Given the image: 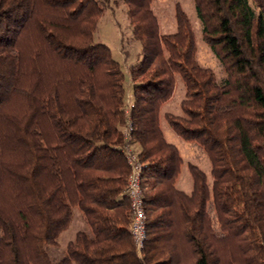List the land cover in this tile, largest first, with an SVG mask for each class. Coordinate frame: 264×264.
Returning <instances> with one entry per match:
<instances>
[{
	"label": "trees",
	"instance_id": "obj_1",
	"mask_svg": "<svg viewBox=\"0 0 264 264\" xmlns=\"http://www.w3.org/2000/svg\"><path fill=\"white\" fill-rule=\"evenodd\" d=\"M253 1L194 0L218 83L179 4L176 32L161 35L153 0H123L141 45L127 79L95 40L99 0H0V264H264V0ZM178 75L184 116L165 118L213 177L210 188L189 165L190 195L159 118ZM128 143L144 165L140 253ZM77 208L86 228L51 257Z\"/></svg>",
	"mask_w": 264,
	"mask_h": 264
},
{
	"label": "rangeland",
	"instance_id": "obj_2",
	"mask_svg": "<svg viewBox=\"0 0 264 264\" xmlns=\"http://www.w3.org/2000/svg\"><path fill=\"white\" fill-rule=\"evenodd\" d=\"M104 6V16L98 23L95 32V40L106 45L113 53L114 59L122 66L123 72L128 79V69L139 62L141 45L133 35V27L128 18L127 6L123 0H99ZM254 8V1L248 0ZM179 4L184 9L189 21L192 24L196 40V61L202 68L210 69L216 76L217 82H222L226 77L225 70L213 54L212 50L203 41L202 24L199 21L196 9H194V0H153L151 10L156 16L160 27V33L174 34L177 30L175 20V6ZM176 77L175 93L172 101L167 106L164 113L161 114L160 126L165 134L166 126H169L165 119L167 114L175 117H183L182 102L185 100L186 91L182 77ZM130 83H127V93H130ZM164 121V122H163ZM171 128V127H170ZM175 133V132H174ZM179 139H182L179 137ZM183 140V139H182ZM184 141V140H183ZM180 151L184 158V169L188 173L189 165L198 166L207 176V183L212 187L213 177L211 175V163L207 157L199 155L197 157L187 144L180 145ZM73 219L67 230L58 238V248H51V257H59L66 251L68 243L74 241L80 231H84L86 224L81 211L77 208L73 211Z\"/></svg>",
	"mask_w": 264,
	"mask_h": 264
},
{
	"label": "built area",
	"instance_id": "obj_3",
	"mask_svg": "<svg viewBox=\"0 0 264 264\" xmlns=\"http://www.w3.org/2000/svg\"><path fill=\"white\" fill-rule=\"evenodd\" d=\"M130 99H132L131 95H129ZM130 127L131 125L129 124L128 129L124 133L126 140L131 139ZM124 154L126 161L130 165V177L125 192L126 198L130 201L131 220L129 228L137 251L140 253L145 245L147 236V215L144 210L145 200L141 187L144 165L138 159L136 149L129 143L125 146Z\"/></svg>",
	"mask_w": 264,
	"mask_h": 264
},
{
	"label": "crops",
	"instance_id": "obj_4",
	"mask_svg": "<svg viewBox=\"0 0 264 264\" xmlns=\"http://www.w3.org/2000/svg\"><path fill=\"white\" fill-rule=\"evenodd\" d=\"M129 83H130V81H129ZM172 99H173V97L169 101H167L166 104H164V106L161 108L160 116L162 113L165 112L167 106L170 105L169 103L172 101ZM160 116H159V118H160ZM160 120H161V118H160ZM166 127L167 128H165L166 130H165V134H164L166 141L175 145L179 149L181 158H183V155L181 154V151H180V145L186 144V143L182 139H179V137L174 133V131L170 128V126H166ZM188 171H189V169H188ZM180 172H181V174L179 175L175 185L180 191H182L183 193L185 192L186 194L190 195L193 192L194 184L192 181V176H191L190 171L187 173L184 169V163H183V166L181 167Z\"/></svg>",
	"mask_w": 264,
	"mask_h": 264
}]
</instances>
